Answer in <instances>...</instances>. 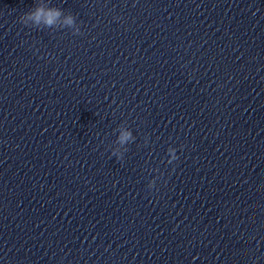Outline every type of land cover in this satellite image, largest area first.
Segmentation results:
<instances>
[{
    "label": "clouds",
    "instance_id": "9594fccd",
    "mask_svg": "<svg viewBox=\"0 0 264 264\" xmlns=\"http://www.w3.org/2000/svg\"><path fill=\"white\" fill-rule=\"evenodd\" d=\"M62 16V11L59 8L51 7L47 8L43 4L36 3L33 8L29 11L25 12L22 16H20L19 20L25 26L36 27L38 28L41 24L51 27L57 23L59 18ZM64 23L66 25L71 26L74 23V18L71 15H68ZM79 30L77 29V32ZM132 138V133L130 131L122 130L121 134L118 138L120 144H125ZM173 160H178L176 154L173 155ZM171 164L172 162L169 161ZM154 181L148 183L147 187L149 190L154 188ZM158 191V188H157Z\"/></svg>",
    "mask_w": 264,
    "mask_h": 264
}]
</instances>
